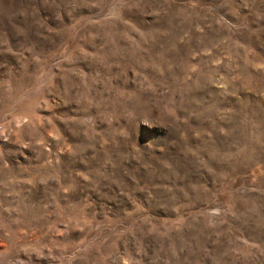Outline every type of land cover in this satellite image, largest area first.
<instances>
[{
	"label": "rangeland",
	"instance_id": "1",
	"mask_svg": "<svg viewBox=\"0 0 264 264\" xmlns=\"http://www.w3.org/2000/svg\"><path fill=\"white\" fill-rule=\"evenodd\" d=\"M0 264H264V0H0Z\"/></svg>",
	"mask_w": 264,
	"mask_h": 264
}]
</instances>
